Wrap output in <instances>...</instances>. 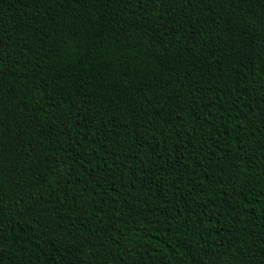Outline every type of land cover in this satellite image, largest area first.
Wrapping results in <instances>:
<instances>
[{
  "label": "trees",
  "instance_id": "16d2710c",
  "mask_svg": "<svg viewBox=\"0 0 264 264\" xmlns=\"http://www.w3.org/2000/svg\"><path fill=\"white\" fill-rule=\"evenodd\" d=\"M0 264H264V0H0Z\"/></svg>",
  "mask_w": 264,
  "mask_h": 264
}]
</instances>
